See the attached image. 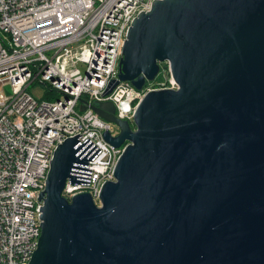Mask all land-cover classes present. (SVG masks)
Instances as JSON below:
<instances>
[{
    "label": "water",
    "instance_id": "95a60500",
    "mask_svg": "<svg viewBox=\"0 0 264 264\" xmlns=\"http://www.w3.org/2000/svg\"><path fill=\"white\" fill-rule=\"evenodd\" d=\"M162 63L176 89L147 92L133 130L111 102L80 100L118 128L106 143L128 144L98 206L62 196L94 149L57 146L28 264H264V0H155L105 95L141 90Z\"/></svg>",
    "mask_w": 264,
    "mask_h": 264
},
{
    "label": "built area",
    "instance_id": "2783aa9c",
    "mask_svg": "<svg viewBox=\"0 0 264 264\" xmlns=\"http://www.w3.org/2000/svg\"><path fill=\"white\" fill-rule=\"evenodd\" d=\"M154 1L0 0V89L12 88L10 97L0 93V264L31 260L40 236L39 196L53 152L66 139L77 138L95 156L75 170L79 183L68 181L64 198L87 192L98 200L102 185L114 181L128 142L120 148L106 143L103 133L115 137L118 128L80 100L111 102L116 118L133 125L137 105L154 89L119 81L105 92L118 79L129 27ZM35 82L61 97L34 98L27 88Z\"/></svg>",
    "mask_w": 264,
    "mask_h": 264
},
{
    "label": "rangeland",
    "instance_id": "374dc122",
    "mask_svg": "<svg viewBox=\"0 0 264 264\" xmlns=\"http://www.w3.org/2000/svg\"><path fill=\"white\" fill-rule=\"evenodd\" d=\"M164 71H165V75H163ZM171 80L172 79L170 78L169 72L167 69V63H162V64H160V72H159L158 76L151 83L155 84V85L160 84V85L155 86L156 89H154V90H162L161 88H163V89H176V85L173 82H171ZM157 87H159V88H157ZM46 90H47V88L43 85H40L38 82L30 84L27 88V92L30 93L36 99L40 98L41 96L45 97V98L50 97L51 98L50 100H52L54 98L57 99V98L61 97V95H59V94H53V93L47 94ZM0 93L4 94L6 97H10L12 95V88L9 85L4 86L0 89ZM45 98H43V100ZM132 127H133V125H132ZM113 130L116 132V128L114 126H113ZM94 202L96 205H99L98 200H94Z\"/></svg>",
    "mask_w": 264,
    "mask_h": 264
},
{
    "label": "trees",
    "instance_id": "16d2710c",
    "mask_svg": "<svg viewBox=\"0 0 264 264\" xmlns=\"http://www.w3.org/2000/svg\"><path fill=\"white\" fill-rule=\"evenodd\" d=\"M157 85H160V84H157ZM157 85H155V84H152V83H147V84L145 85V88H152V89H156V87H155V86H157ZM157 88H159V87H157ZM46 99H47V100H49V101H53V100H55V98H54V99H52V100H50V99H51L50 97H47Z\"/></svg>",
    "mask_w": 264,
    "mask_h": 264
},
{
    "label": "clouds",
    "instance_id": "9594fccd",
    "mask_svg": "<svg viewBox=\"0 0 264 264\" xmlns=\"http://www.w3.org/2000/svg\"><path fill=\"white\" fill-rule=\"evenodd\" d=\"M146 84H147V83H146ZM146 84H145V85H146ZM131 128H132V130L134 129V127H132V126H131ZM97 206H98V205H97Z\"/></svg>",
    "mask_w": 264,
    "mask_h": 264
}]
</instances>
